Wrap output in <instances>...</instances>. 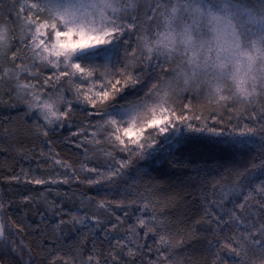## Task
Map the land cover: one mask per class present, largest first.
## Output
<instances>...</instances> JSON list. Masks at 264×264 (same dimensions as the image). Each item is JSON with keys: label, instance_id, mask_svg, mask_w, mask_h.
<instances>
[{"label": "snow or ice", "instance_id": "1", "mask_svg": "<svg viewBox=\"0 0 264 264\" xmlns=\"http://www.w3.org/2000/svg\"><path fill=\"white\" fill-rule=\"evenodd\" d=\"M16 2L20 3V0ZM166 2L172 4V0ZM133 3L134 0H33L31 3L23 0L16 12L17 21L20 22L21 47L11 50V29L0 24V93L6 84H11L8 93L26 105L25 115L31 116L35 112L37 121H43L42 124L34 122V129L44 137H48L50 132L54 133L57 127L63 128L66 122L70 123L77 111L76 105L90 106L95 110L87 113L89 117H100L98 121L88 122L87 128L93 129L91 138L87 136L86 127L72 133L73 136L84 137L76 147H82L84 142L99 145L102 138L113 149L127 153V157L115 160L111 151L105 152L112 164L104 172L96 167L82 165L83 171L95 173L94 177L87 178L86 182L90 186L115 183L133 165V158L137 163L151 159L166 145L186 142L194 138L195 134L206 133L209 137L218 138L213 142L227 146L236 154L255 147L259 155L258 163L256 157H252L242 171L237 166H225V172L236 173L242 180L238 179L233 184H220L219 190L213 193L217 199L205 207L204 214L205 221L214 226V237L219 236L221 230L235 229L229 241L222 246L218 240L209 241V249L215 256L213 264H247L250 249L264 255V223L257 226L253 221L251 217L260 213L253 212L249 203L255 200L264 209V179H259L258 183L252 179L257 173L264 176V123L257 128L238 119L229 130L216 126L224 123L222 119L213 118L210 125L198 115L189 116L186 112L177 115L169 102V93L164 91L161 94L155 84L144 97L126 98V92L136 89L143 82V73L134 75L126 63L130 59V51L123 37L132 34L134 28H139L135 17L122 22ZM160 8H164V11H159ZM12 10L15 11V8ZM214 10L221 15H215ZM154 16L157 21L160 16L164 17L162 23L156 24L158 30L154 35L145 33L139 37L145 67L151 65L153 71L157 68L163 71V65L175 58H184L185 63L189 64L195 60L198 65L201 60L211 57L218 60L238 57L245 48L257 45L264 50V15L254 14L239 0H208L207 3L203 0H177L170 10L161 0H153L146 18L152 19ZM186 16L191 18V23ZM161 28L162 31L159 30ZM131 51L134 53L136 49ZM26 52L31 55H25ZM29 60L30 64L27 62ZM45 71L49 75L45 76ZM184 76L186 82L194 78L195 69L191 77L187 73ZM29 77L38 83H33ZM260 91L264 94V84L260 85ZM66 93H71V97ZM254 93L252 99L257 95L256 88ZM220 99L226 101L229 98L222 95ZM0 102H3L2 94ZM184 108L191 112L190 102ZM247 119L264 121V111L259 115L253 112ZM185 132L193 135L185 136ZM257 136L260 140L258 146L254 140ZM167 154L171 155L170 152ZM57 156L50 151L48 158L70 170L71 176L65 173L64 178L59 180L31 177L24 173V179L35 185L68 184L71 179L80 181L72 165L62 163ZM136 171L140 172L141 169L137 168ZM11 180L20 182L21 176L14 175ZM42 199L54 215L64 214L63 208L54 201L49 202L44 194ZM23 200L34 203L31 196H25ZM140 203L139 211L150 210L149 202L142 199ZM227 203L231 207H226ZM130 206L123 201L116 202L117 208ZM110 207L111 202L104 199L97 203L98 209L108 211ZM6 211L7 205L0 197V264H8L6 258L10 254L19 257L22 264H33L31 250L28 249L30 259L23 261L22 251L27 246L23 240L15 239L19 232L24 231L23 227L6 215ZM152 211L153 215L147 218L136 217V223L129 226L126 237L116 239L112 244L110 234L116 232L123 223L122 217H115L111 227L104 229V238L109 240L110 251L103 264H123L124 255L130 258L140 255L145 245L138 241L150 235L157 239L155 246H149L148 251H155L158 255L156 260H149L148 264H161V261L171 264L164 250L170 252L180 242L173 243L168 235L157 231L163 230L164 222L157 219L154 209ZM66 215L68 219L61 218L54 226V231L62 236L66 235L65 225H71L73 231L77 230V225L87 228L92 236H95L96 229L104 228V221L99 215L89 216L86 212ZM44 222L41 214V223ZM36 228L39 229L40 225L37 224ZM138 229L144 230L143 237ZM225 251L233 258L231 261L224 258ZM53 252L55 255H51ZM50 256L51 264H56L57 259L61 260V264H73L69 258L60 256L55 248L50 250ZM80 264H102L94 242L93 254L82 259ZM261 264H264V259Z\"/></svg>", "mask_w": 264, "mask_h": 264}, {"label": "trees", "instance_id": "2", "mask_svg": "<svg viewBox=\"0 0 264 264\" xmlns=\"http://www.w3.org/2000/svg\"><path fill=\"white\" fill-rule=\"evenodd\" d=\"M151 1L138 0L135 18L139 28H134L132 34L123 37L130 51V59L126 61L129 64V70L134 75L143 73V82L138 84L136 89L126 92V98L144 97L155 84L161 90V94L164 91L169 93V102L176 104L180 113L182 111L189 113L190 116L198 115L202 120H207L210 125L213 118L222 119L224 123L216 126L229 130L231 124H235L238 119L242 123L259 128L264 121L247 119L253 112L259 115L264 111V94L261 93L259 85L255 99L247 102L228 99L218 103L209 97L203 88L183 89L176 85L174 77L178 71V59L164 64L163 71L160 68L153 71L151 65L145 67L146 61L141 55L139 37L145 33L153 35L156 24L161 23L160 19L157 21L155 17L146 18ZM20 3L16 0H0V24L11 29L9 40L13 51L21 47L18 39H14V32L19 24L16 12L19 10ZM239 3L258 15H264V0H239ZM13 8L15 11L12 10ZM132 49L136 51L133 53ZM10 87H12L11 84H6L3 92L0 93L3 96V102H0V197L7 205L6 215H10L11 219L24 229L23 232L16 229L19 235L15 237L17 241L23 240L24 245L27 246L22 251L23 261L30 259L28 253L30 249L33 264H51L50 250L55 248L60 256L69 258L75 264L74 256L78 255L86 259L93 254L94 242L96 253L103 264L104 258L110 251L109 240L104 238V229L110 228L115 222V217L120 216L123 223L119 225L116 232L110 234V240L114 244L116 239H124L128 234L129 226L136 223L135 204L145 199L150 204L146 217L153 215L152 209H154L157 219L164 222L163 230L157 231L168 235L173 243L180 242L170 252L164 250L171 264H213L215 256L209 249V241L218 240L222 246L229 241L235 229L221 230L219 236L214 237V226L209 225L204 219L205 207L212 200L217 199L213 193L219 190L220 184H233L238 179L242 180L236 173L225 172V166H237L242 171L252 157H256V162H259L255 147L243 150L242 154H236L227 146L213 142L218 138L209 137L206 133L195 134L194 138L186 142L174 146L166 145L151 159L138 163L134 159L133 165L126 170L123 178L117 179L112 184L90 186L87 180L81 182L71 179L68 184L35 185L28 183L23 174L59 180L64 178L65 173L72 175L70 170L56 165L53 159L48 158L50 151L58 154L56 158H59L62 163L71 164L79 177L81 164L97 169H107L112 162L105 152L111 151L115 160L121 156V153L115 149L107 150L108 142L102 138L99 145L84 142L82 147H76L83 136H73L72 133L81 127L87 128L89 120L93 122L100 120L98 116L89 117L87 113L95 110L82 104L76 105L77 111L73 114L71 122H66L63 128L57 127L56 131L50 132L48 137L37 134L34 122L39 123L41 120L37 121L35 112L31 116L25 115L26 105L8 93ZM189 102L191 112L184 108V105ZM184 135L192 136L193 134L185 132ZM254 140L255 145L258 146L259 136ZM169 152L171 155L167 154ZM137 168L141 171L137 172ZM14 175L21 176L20 182L11 180ZM132 179L137 180L141 188L138 187L141 190V198L135 199V202L134 199L129 198L126 189ZM252 179L254 183H258L259 179H264V176L257 173ZM42 194L49 202L54 201L60 205L64 214L54 215L42 199ZM25 196H31L34 203H26L23 200ZM101 199L111 202L108 211L97 208V203ZM256 199L259 200L260 197L257 196ZM9 201L11 204H8ZM117 201H123L125 205L131 206L117 208ZM249 203L252 205L253 212L260 213L258 216L251 217L253 221L257 226L259 223H264V209H261L255 200ZM225 206L231 207V204L227 203ZM76 212L81 214L86 212L89 216L99 215L104 221V228L96 229L95 236L90 234L89 229L81 228L79 225L76 226V231L72 230L71 225H65L66 235L63 236L54 231V226L59 219H68L67 213ZM125 212H127L126 217ZM41 214L44 216V223H41ZM37 224L40 225L39 229L36 228ZM138 231L143 237L144 230L138 229ZM156 239V236L150 235L147 239L138 241L145 245L142 253L134 258L124 255L123 264H148L149 260H156L158 254L155 251H148L149 246H155ZM223 256L230 261L233 259L228 256L227 251L223 253ZM262 259L264 255L249 250L247 264H261ZM6 261L8 264H22L21 259L12 254L6 258ZM56 264H61V260L57 259ZM161 264L164 262L161 261Z\"/></svg>", "mask_w": 264, "mask_h": 264}, {"label": "clouds", "instance_id": "3", "mask_svg": "<svg viewBox=\"0 0 264 264\" xmlns=\"http://www.w3.org/2000/svg\"><path fill=\"white\" fill-rule=\"evenodd\" d=\"M214 13L221 15L215 10ZM175 59L180 61L174 77L176 85L183 89L203 88L218 103L223 102L220 99L222 95L247 102L255 95L254 88L264 84V50L259 45L245 48L238 57L228 60L211 57L197 65L195 60L189 64L185 63L184 58ZM193 69L196 76L186 82L184 74L191 77Z\"/></svg>", "mask_w": 264, "mask_h": 264}, {"label": "rangeland", "instance_id": "4", "mask_svg": "<svg viewBox=\"0 0 264 264\" xmlns=\"http://www.w3.org/2000/svg\"><path fill=\"white\" fill-rule=\"evenodd\" d=\"M23 2V0H21V3ZM31 2H33V0H29V3H31ZM161 2L162 3H164L165 4V7H167L169 10H170V8H171V6L173 5V4H175L176 2H177V0H172V4H168L167 2H166V0H161ZM203 2L204 3H207L208 2V0H203ZM153 4V0L151 1V5ZM137 5H138V0H134V3H133V6L131 7V8H129L128 9V11H127V13L125 14L126 15V19H125V21H122V22H127V19L128 18H131V17H135L136 16V14H135V12H136V9H137ZM159 11H164V8H160L159 9ZM250 11H252V10H250ZM254 14H256V15H258L256 12H254V11H252ZM155 17V16H154ZM25 19H26V15H25ZM159 19H160V22L162 23L163 22V19H164V17L163 16H160L159 17ZM186 19H187V21L189 22V23H191V18L190 17H187L186 16ZM158 29L156 28V30L154 31V33H153V35L155 34V32L157 31ZM160 31H162L163 29L161 28V29H159ZM16 32H14V39H18V44H19V46H21L20 45V38H21V31H20V22H19V24H18V26H17V28H16V30H15ZM26 55H28V56H30L31 55V53L30 52H26ZM29 64L31 63V61L29 60V61H27ZM37 63H39V61H37ZM179 63H180V61H179ZM179 65V64H178ZM178 65H177V68H178ZM44 75L45 76H47V75H49V72L48 71H45V73H44ZM29 80H32V82L33 83H38V81L37 80H33L31 77H29L28 78ZM42 79H43V77H41L40 78V81H42ZM66 95H68L69 96V93H66ZM69 97H71V96H69ZM171 103V102H170ZM173 105V107L176 109V112H177V115H180L181 113H180V111H179V109L178 108H176V104H172ZM63 110V109H62ZM182 112V111H181ZM187 113V112H186ZM188 115L190 116V114L188 113ZM193 123H197V124H199L200 122L199 121H192ZM39 123H43V121L41 120ZM92 131H93V129L92 128H89L88 129V131H87V136L89 137V138H91V136H92ZM149 131H151V129H149ZM84 140V137H83V139H82V141ZM111 149H113L109 144H108V149L107 150H111ZM121 153V156H119L118 157V159L117 160H120V159H122V158H126L127 157V153H122V152H120ZM133 159H135V158H133ZM82 165L83 164H81V166H80V181H84V180H87V178H89V177H94L95 176V173H88V172H86V171H83L82 170ZM88 167H90V166H88ZM99 171H101V172H104V171H106L107 169H98ZM74 181H76V180H74ZM130 183H128L129 185L128 186H126V189H127V194H128V196H129V198L130 199H134L133 201L135 202L136 200L135 199H137V198H141V195H140V192H141V188H140V184H139V182H137V180H130L129 181ZM140 189H139V188ZM123 189H125V188H123ZM145 200V199H144ZM135 206L137 207V209H139L140 207H141V203H139V202H137V204H135ZM137 209H136V211H135V214H134V218L136 219V217H138V216H143V217H145V218H147L146 216V213L147 212H141V211H139L138 210V212H137ZM149 212V211H148ZM74 260H75V264H80V262H81V260H82V258L80 257V256H78V255H76V256H74V258H73ZM84 259V258H83Z\"/></svg>", "mask_w": 264, "mask_h": 264}]
</instances>
